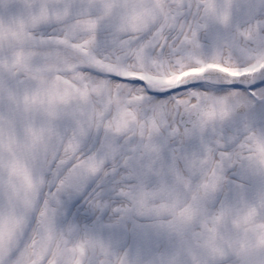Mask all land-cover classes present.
<instances>
[{
    "label": "snow or ice",
    "instance_id": "obj_1",
    "mask_svg": "<svg viewBox=\"0 0 264 264\" xmlns=\"http://www.w3.org/2000/svg\"><path fill=\"white\" fill-rule=\"evenodd\" d=\"M0 264H264V0H0Z\"/></svg>",
    "mask_w": 264,
    "mask_h": 264
}]
</instances>
